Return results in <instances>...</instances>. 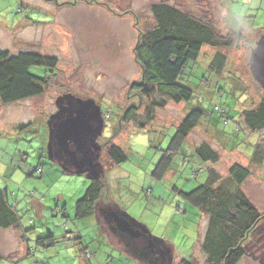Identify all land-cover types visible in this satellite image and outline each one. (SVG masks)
Returning <instances> with one entry per match:
<instances>
[{"label":"rangeland","instance_id":"1","mask_svg":"<svg viewBox=\"0 0 264 264\" xmlns=\"http://www.w3.org/2000/svg\"><path fill=\"white\" fill-rule=\"evenodd\" d=\"M56 1L0 0V50L12 55L37 53L58 59V69L30 68L39 78H51L43 94L11 104L0 101V187L8 190L21 217V229H0V264L154 262L146 249L127 256L125 251L115 248L113 243L120 242L100 211L95 210V216L76 219V202L86 194L91 181L88 175L66 172L60 163L53 161L49 151L48 120L57 112L58 97L67 94L93 100L105 115V128L98 140L105 169L100 179L105 182V190L96 209L120 208L146 225L155 238L162 239L170 248L171 264H179L182 259L207 264V256L202 251L207 230L205 218L198 208L182 199L175 187L191 192L205 182L206 172L200 171L202 165L194 156L196 148L204 143L219 154L216 168L220 173L226 175L235 161L246 165L248 131L232 135L227 144L229 150L235 149L227 153L206 127L199 125L174 157L172 174L159 180L153 172L176 128L193 109L204 111L203 120L216 122V116L211 113L216 105L234 116L233 108L243 106L248 93L253 104L264 94L252 80L249 65L251 44L261 34L264 36V0ZM157 4L178 8L203 20L221 36L231 29L242 33L243 37L233 38L231 47L205 46L198 60L189 63L179 83L193 91L190 101L167 102L163 108L155 106L152 122H148L144 109L127 121L125 112L130 105L140 102L137 96L129 94L131 84L142 76L133 49L138 30L148 32L156 26L152 8ZM218 51L229 60L226 74L221 78L207 67ZM148 97L153 105L162 101L158 95ZM218 123L220 131L228 127L220 120ZM208 129L216 131L212 125ZM227 129L230 130V126ZM110 139L121 146L128 157L118 166L111 162L103 147ZM253 173L256 176L251 179L250 187L259 191L261 206L264 205V186L259 182L264 181L257 178H262L264 171L256 168ZM147 189L149 193L144 191ZM41 239L45 240L44 244L38 242ZM119 245L125 250L122 242ZM251 248L254 253L240 264H264V224L263 232L257 234L253 245L249 246V253Z\"/></svg>","mask_w":264,"mask_h":264},{"label":"trees","instance_id":"2","mask_svg":"<svg viewBox=\"0 0 264 264\" xmlns=\"http://www.w3.org/2000/svg\"><path fill=\"white\" fill-rule=\"evenodd\" d=\"M152 14L156 22L152 30L143 32L139 29L138 23L136 24L139 30L133 53L142 76L138 82L131 84L129 94L137 96L140 102L137 105H130V109L125 112L124 120L127 121L140 109H144L148 122H152L155 120V106L163 108L167 102L180 104L190 101L193 91L179 83L189 63L198 60L205 46L231 47L233 38L243 37L242 33L238 35L231 29L227 35L221 36L211 24L166 4L153 6ZM255 45L253 41L250 55ZM228 61L225 54L221 51L216 52L207 66L209 72L223 77L228 68ZM33 66L58 69V59L37 53L12 55L7 50H0V101L3 104L24 101L45 92L51 78L35 76L30 72ZM256 85L261 90L257 83ZM151 94L162 97L159 105H153L149 101L148 96ZM260 95L258 102L253 104L248 93L245 104L233 108L234 116L232 112L218 105L211 112L216 116V120L230 126V130L226 126V129L220 131L218 121L215 122L213 119L212 122L216 130L226 136L228 141L232 135L237 136L246 131L262 137L261 148L255 150L253 154L255 164H261L264 158V94ZM164 98L166 100L163 101ZM204 115L202 109L195 108L176 128L168 149L163 151V158L155 166L153 175L157 179H163L167 172L171 171L174 157L185 147L189 134L200 125ZM143 124H140V127H144ZM103 147H106L114 165L118 166L127 161L126 152L121 146L113 144L111 139L103 143ZM194 156L202 164L211 165L206 168L205 182L191 192L179 191L176 187L175 190L183 200L209 218L202 242L207 264H240L246 256L254 253L252 248L249 253V246L253 245V239L257 234L263 232L264 212L259 211L242 188L246 180L254 174L253 170L236 163L230 167L226 175H221L214 167L220 162L219 154L205 143L196 148ZM90 181L86 194L76 202L75 214L78 220L95 216V210L101 211L100 207L96 209V206L104 197L105 182L103 179ZM144 191L149 193L148 189ZM10 201L8 190L0 187V229H21L19 209L14 201ZM64 210L62 209V215L65 216ZM49 239L53 244L54 238ZM38 242L44 244L45 240L41 239V242ZM179 264L193 263L182 259Z\"/></svg>","mask_w":264,"mask_h":264},{"label":"water","instance_id":"3","mask_svg":"<svg viewBox=\"0 0 264 264\" xmlns=\"http://www.w3.org/2000/svg\"><path fill=\"white\" fill-rule=\"evenodd\" d=\"M249 65L253 80L264 91V36L260 37L252 49ZM55 105L57 112L48 120L51 158L60 163L68 173L88 175L90 180L100 179L105 175V169L101 164L102 146L98 142L105 128L101 107L91 99L84 100L71 94L58 97ZM118 210L125 216L114 215L119 229L129 236H135V240L140 233L143 236L147 235L150 248L164 247V241L155 238L146 225L137 222L120 208ZM125 218L131 220V230L125 229L127 221ZM131 246L138 248L139 243L131 240ZM169 250L168 247H164L158 251L153 263L159 260L171 264L173 255Z\"/></svg>","mask_w":264,"mask_h":264},{"label":"crops","instance_id":"4","mask_svg":"<svg viewBox=\"0 0 264 264\" xmlns=\"http://www.w3.org/2000/svg\"><path fill=\"white\" fill-rule=\"evenodd\" d=\"M251 52H252V50H251ZM212 122H213L212 120L211 121H206V120L204 121V120H202V122L200 123V125H203L204 127H206L205 130L207 132L208 131L210 132L211 137H213V139L215 141H217L218 145L221 143L220 145H221V148H222V150L224 152H227V153L232 152L233 150H229V148L227 146L228 145L227 144L228 143V140H227V137L226 136L221 135L220 132H218L217 130L215 132H213V131H210L208 129L209 126H211V125L213 126ZM261 140H262V137L259 136L258 134H251V132L246 133L245 142L248 141L249 150H245L244 153L247 156V158H249V160L247 161L246 165H243L240 161H235V162L236 163H239V164H242L243 166L250 167L252 170L258 168L261 171H264V158H263V161H262L261 164H255V162L253 160V154H254L255 150H258V148H261V143H262ZM195 160H198V158L195 157ZM198 162L202 165V168L200 169L201 172H206V168H208L209 166H211V165H204L199 160H198ZM214 167L216 168L217 167V164L214 165ZM218 172L220 173L219 170H218ZM170 174H172L171 171H168L167 174L164 177H168ZM220 174L223 175V176L225 175V174H222V173H220ZM192 176H193L194 179H196V177H197L195 174H193ZM255 176H256V174L255 175L253 174L251 177H249L246 180V182L243 184V187L242 188H243V191L245 192V194L251 200V202L259 209L260 212H263L264 210H262V209H264V205L261 204V206H259L260 205L259 202H260V199H261V197L259 195V191L256 192V191L253 190V188L250 187V185L252 184L251 179L252 178L254 179ZM257 179L259 181H261V180L264 181V176L262 178L259 177ZM259 181H255V183H257ZM259 183H260L261 186H264V182H259ZM254 185L257 187L256 184H254ZM118 209L117 208H114V207H111V206H103V208H101V211H100L101 217H102V219H104V221H106L107 226H109V229H110L111 233L114 234L115 238L120 243L122 242L124 244L123 247L125 248V250L122 249V248H120V245H119L120 243H118V242H114L113 243L114 244V247L117 248V249H119L122 252L125 251L126 252L125 255L132 256V255L135 254V251L136 250L132 246L127 245L125 243L126 242V239H125V236H124L125 233L121 229L118 228L117 223H116V220L114 219V215H117L119 217H125L122 213H120L121 211L118 210ZM108 215H109L110 218L109 217L108 218L105 217V216H108ZM202 216H203V218H205V220H204L205 221V227L207 229L208 219L209 218L207 216L203 215V214H202ZM125 220H127V222H129V224H131V220L130 219L125 218ZM144 236L146 237L147 235H144ZM132 237H134V236H132ZM25 238H26V236H23V240H26ZM141 238H143V236L140 233V235L138 236V238H136V240L137 239H141ZM27 239H28V236H27ZM127 240L131 241V236L128 235V239Z\"/></svg>","mask_w":264,"mask_h":264},{"label":"flooded vegetation","instance_id":"5","mask_svg":"<svg viewBox=\"0 0 264 264\" xmlns=\"http://www.w3.org/2000/svg\"><path fill=\"white\" fill-rule=\"evenodd\" d=\"M125 224H126L125 229L131 230V224H129V222H127V221H125ZM131 240H132V242L134 240V241H137L139 243V249L140 250H142V249L148 250L149 255L154 259V257L157 254L158 250H157V247L156 248H150L149 247V239L148 238L143 236V238L135 240V236L134 237L131 236ZM160 251H161V249L159 248V252ZM165 262L166 261H164V263H163V261H159L158 260L155 264H167V262L166 263Z\"/></svg>","mask_w":264,"mask_h":264},{"label":"clouds","instance_id":"6","mask_svg":"<svg viewBox=\"0 0 264 264\" xmlns=\"http://www.w3.org/2000/svg\"><path fill=\"white\" fill-rule=\"evenodd\" d=\"M259 40V39H258ZM257 40V41H258ZM257 41H255V43H257ZM103 116H104V118H105V115L103 114ZM55 162V161H54ZM144 225V224H143ZM124 232V231H123ZM125 233V232H124ZM126 234V233H125ZM143 236V235H142ZM125 239H126V244L127 245H130L131 246V241H129V240H127L128 239V235L126 234V236H125ZM164 247H168L167 245H166V243L164 242ZM164 247H160V246H157V250L159 251V248L161 249V250H163V248ZM134 248V247H133ZM169 248V247H168ZM135 250H140L139 249V247L138 248H134ZM170 249V248H169ZM158 253V252H157Z\"/></svg>","mask_w":264,"mask_h":264},{"label":"bare ground","instance_id":"7","mask_svg":"<svg viewBox=\"0 0 264 264\" xmlns=\"http://www.w3.org/2000/svg\"><path fill=\"white\" fill-rule=\"evenodd\" d=\"M108 217H109V215H108ZM108 217H107V218H108ZM109 218H110V217H109Z\"/></svg>","mask_w":264,"mask_h":264}]
</instances>
